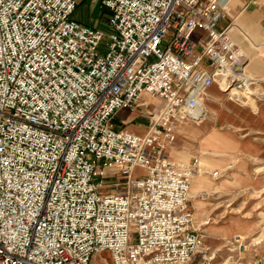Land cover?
Here are the masks:
<instances>
[{
  "label": "built area",
  "instance_id": "built-area-1",
  "mask_svg": "<svg viewBox=\"0 0 264 264\" xmlns=\"http://www.w3.org/2000/svg\"><path fill=\"white\" fill-rule=\"evenodd\" d=\"M74 6L0 0V264L203 260L188 196L198 158L176 164L167 149L174 122L202 120L211 86L254 95L216 29L218 0H100L103 52ZM121 111L145 132L114 129Z\"/></svg>",
  "mask_w": 264,
  "mask_h": 264
},
{
  "label": "crops",
  "instance_id": "crops-1",
  "mask_svg": "<svg viewBox=\"0 0 264 264\" xmlns=\"http://www.w3.org/2000/svg\"><path fill=\"white\" fill-rule=\"evenodd\" d=\"M99 1L74 0L75 6L72 11L73 13L77 7H81L84 13L90 14L85 18L86 24L90 26L88 28L98 31V28L106 23V12L100 8ZM218 6L223 12V17L218 21L216 29L221 30L227 27L228 37L242 54L241 72L245 78L253 80L251 90L254 94L252 97L255 109L248 106L251 115L239 108L229 109L221 101L223 93L211 86L206 92L207 100L203 102V107L206 108L210 118L214 116L222 121V124L232 127L236 131L238 130V133L231 137L228 134L217 133L213 130L209 131L207 128L200 130L199 125L204 124L205 114L200 121L174 122L172 124L174 142L176 138H184L194 142L196 146L192 145V148L195 146V151L201 157L199 159L197 155L193 156L198 158V171H202L192 178L188 190V192L195 193L193 198L189 197L193 207L190 206L194 224L195 219L201 220L217 208V206H214L209 209L206 206L207 204L204 203V210H202L204 204L196 201V198L201 194L216 193L212 190L209 184L210 181L206 178L208 176L211 181H215L207 173V166H222L219 170L217 168L211 170L221 172L228 165H231L232 182H228L231 185L233 184L232 187L235 190H256L264 187V174L260 180L256 175L259 171L264 173V102L258 99L259 95L264 93V0H218ZM230 92L228 93L230 100L239 104L244 103L238 94L234 93L232 96ZM152 103L156 104V101ZM203 112H205L204 108ZM132 114L127 119L119 121L117 125L123 122L126 124L125 129L127 131L141 135L145 132L147 123L144 119H141L144 122L143 126H140V124L132 125L137 119H140L136 118L135 113ZM176 133L180 136H177ZM172 144L167 149L169 160L184 165V161L179 157V154H181L189 162L192 157L189 154H183V151H178L183 146L181 147L177 143L172 146ZM206 174L207 176H205ZM208 206L210 207V204Z\"/></svg>",
  "mask_w": 264,
  "mask_h": 264
},
{
  "label": "rangeland",
  "instance_id": "rangeland-1",
  "mask_svg": "<svg viewBox=\"0 0 264 264\" xmlns=\"http://www.w3.org/2000/svg\"><path fill=\"white\" fill-rule=\"evenodd\" d=\"M88 16H90V14L84 13L81 7H77L70 17L80 25L90 27L85 22V18ZM98 29L103 36L99 50L103 52L104 43L108 35L112 33V30L108 28L106 23H103V26H100ZM231 91L230 94L232 96L234 93L238 94L240 98L245 96L237 90ZM262 95H264V93ZM229 98L225 94L221 96L222 103L229 109L239 108L245 113L251 112L248 106L251 109H255V104L253 103L254 99L251 96L242 98L243 104H239ZM203 108L205 110V118H203L204 124L199 125L200 130L207 128L209 131L213 130L217 133L228 134L231 137L238 133V130L236 131L234 128L222 124V121L216 119L214 116L210 118L206 108ZM249 114L251 115V113ZM132 115V113L120 112L114 116V129H116L119 121L127 119ZM138 124L143 126L144 122H142L141 119H137L132 125L136 126ZM176 135L180 136V134L177 133ZM176 143L181 147L183 146V148H179L178 151H183V154H189L190 157L197 155L199 159L201 158L200 154L195 151L196 145L194 142L184 138H176L172 146ZM192 145H195L194 148H192ZM179 157L184 161V164L188 162L181 154H179ZM221 167L222 166L217 167L213 165L207 166V173L215 180L214 182L209 179L207 174L205 175L210 181L209 184L212 190L216 191V193L201 194L199 197L202 199L199 197H197L199 199L196 198V201L202 204L206 203L209 209L217 206L216 210L210 212L207 217L201 220L195 219V226L203 236L202 249L204 250V259L202 260L200 257L195 256L192 261L187 264H253V261L256 260L264 250V187L257 188L256 190H235V188L232 187L233 184L231 185V183H229L232 182L231 165H228L221 172L217 170L211 171L216 168L219 170ZM200 171H198L197 174H199ZM213 172L216 173L214 177H212ZM263 174L262 171L256 174L259 180ZM194 195V192H189L190 198H193ZM190 198L189 204L191 206ZM208 204H210V207ZM204 206L205 204L202 210H204ZM259 239V243L254 242ZM108 257V253L106 252L98 256V258L106 260Z\"/></svg>",
  "mask_w": 264,
  "mask_h": 264
},
{
  "label": "bare ground",
  "instance_id": "bare-ground-1",
  "mask_svg": "<svg viewBox=\"0 0 264 264\" xmlns=\"http://www.w3.org/2000/svg\"><path fill=\"white\" fill-rule=\"evenodd\" d=\"M198 166H199V162H198ZM188 196H189V192H188ZM254 242H257V243H259L260 242V239L259 240H255ZM203 250V249H202Z\"/></svg>",
  "mask_w": 264,
  "mask_h": 264
}]
</instances>
